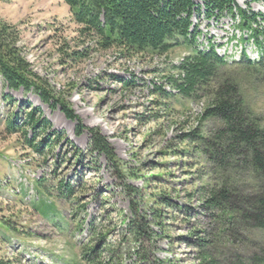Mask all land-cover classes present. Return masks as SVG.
Segmentation results:
<instances>
[{
  "label": "rangeland",
  "instance_id": "obj_1",
  "mask_svg": "<svg viewBox=\"0 0 264 264\" xmlns=\"http://www.w3.org/2000/svg\"><path fill=\"white\" fill-rule=\"evenodd\" d=\"M235 2L264 18V0ZM203 11L191 18L201 32L198 49L206 50L212 43L228 63L242 50L251 60L260 56L252 40L240 41L248 31L237 30L230 15L207 19ZM0 19L18 28L21 54L53 98L48 106L33 90L9 89L0 76V262L196 264L197 246L192 240L205 227L212 231L209 218L195 215L200 210L197 199L190 196L200 183L204 163L178 151L189 148L181 139L183 133L195 127L207 130L213 121L199 126L205 101L182 98L166 83V77L175 73L172 66L190 49L181 45L155 54L102 48L94 38L79 34L80 25L63 0H0ZM228 71L247 106L264 124V74H247L235 64ZM58 101L77 116L83 126L80 133ZM32 111L39 112L49 127L25 125V135L8 132L9 119L17 118L21 124ZM90 130L109 143L115 166L91 150ZM44 138L49 143L39 152L27 143ZM259 180L264 185V178ZM62 183L71 194L62 195ZM247 192L238 186L233 195ZM162 196L170 207L155 204L153 200ZM182 205L187 213L177 210ZM153 208L159 213L156 219ZM236 211L233 222L242 216ZM135 214L145 216L143 222L158 235L134 241L126 222ZM239 225L235 224L239 232L235 243L216 250L222 260L233 261L237 252L258 253L252 243L263 240L264 234L246 232ZM190 230L197 231L191 241L185 238ZM226 239L218 236L215 241L226 243ZM93 246L97 247L88 262L84 255Z\"/></svg>",
  "mask_w": 264,
  "mask_h": 264
},
{
  "label": "trees",
  "instance_id": "obj_2",
  "mask_svg": "<svg viewBox=\"0 0 264 264\" xmlns=\"http://www.w3.org/2000/svg\"><path fill=\"white\" fill-rule=\"evenodd\" d=\"M198 1L201 5L196 0H63L75 23L80 25L79 34L94 38L102 48L118 47L133 53L155 54H164L181 45L190 49L172 66L175 73L166 77V83L182 98L205 101L198 116L199 126L203 122L213 121L207 130L205 127H195L183 133L181 139L189 148L178 151L202 158L204 163V170L200 166V183L190 196L197 199L200 210L195 215L209 218L212 231H207L205 227L199 232L202 235H196L192 240L197 246L196 264H264V239L261 238L252 243L258 253L252 250L245 256L237 252L231 262L222 260L216 252L220 247L235 243L239 233L235 226L237 222L240 229L242 227L246 232L264 234V185L259 180V177L264 178V124L260 116L247 106L236 79L228 71L230 65L235 64L247 74L252 71L264 74V26L257 19L261 16L264 22V18L241 8L235 0ZM201 8L207 19L218 20L230 15L237 30H247V36L239 39L252 40L260 51L258 60H250L242 50L238 60L228 63L216 54L212 43L206 50L198 49L197 38L201 32L197 30V24H192L191 18L198 17ZM18 41V28L0 19V76L9 89L33 90L44 104L52 106L53 98L31 71L21 54ZM159 91L165 95V91L160 88ZM59 103L64 116L77 122L75 129L80 133L83 126L77 116L64 103ZM34 113L29 112L21 124H18L17 118L9 119L6 129L10 133L23 132L25 135V125L33 129L48 128L49 122L40 118L39 112ZM47 142L48 138L34 144L27 140L37 152ZM89 146L91 150L103 154L110 165H116L113 150L98 131L90 130ZM238 186L248 189V194L234 197L233 192ZM60 187L62 195L65 191L71 194L66 183L60 184ZM153 201L155 204L162 202L168 207L171 205L165 197ZM243 203L247 207L242 208ZM176 208L184 213L189 210L183 205ZM236 210H240L242 216L234 223L231 219ZM151 213L153 218L159 217L156 209L153 208ZM145 219V216L137 215L126 222L134 241L158 235L147 227L143 222ZM218 219L220 222H217ZM195 232L190 230L186 240L191 241ZM218 236L227 237L224 240L226 243L215 241ZM240 237L243 238L242 235ZM96 247L86 251L85 260L90 262ZM158 263L162 264V260H158Z\"/></svg>",
  "mask_w": 264,
  "mask_h": 264
}]
</instances>
